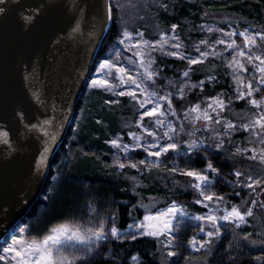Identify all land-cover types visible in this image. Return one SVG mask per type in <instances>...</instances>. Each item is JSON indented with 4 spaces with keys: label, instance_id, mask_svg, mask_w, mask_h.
Returning a JSON list of instances; mask_svg holds the SVG:
<instances>
[{
    "label": "rangeland",
    "instance_id": "rangeland-1",
    "mask_svg": "<svg viewBox=\"0 0 264 264\" xmlns=\"http://www.w3.org/2000/svg\"><path fill=\"white\" fill-rule=\"evenodd\" d=\"M183 1L197 3L199 0ZM117 4L121 12L120 18L128 21L125 26L119 28L120 35L109 42L104 56L95 65L86 86L87 90L83 94V105L71 127L68 149L59 160L60 166L55 167L56 174L52 180L57 182L64 176L78 154L96 157L102 160L104 171H115L128 181L126 188L138 200L140 213H132L131 223L126 230H120L113 219L94 209L87 213L85 219L69 221L78 224L82 230L87 227L96 228L103 223L107 233L106 239L102 240L98 247H94L90 255L76 261V264L102 253L114 240L137 237H150L157 241L161 264H219L223 250L217 248L222 243L223 248L227 247L228 251L233 244L250 248L258 264H264V183H253L257 180L264 181L263 175L241 173L240 176L236 175L237 179L228 181L235 190L248 188L256 193L252 205L247 201L235 204L216 191V175L212 168L197 170L192 164L194 157L208 156L219 148L225 153H236L257 161L264 171V159H261L264 157V124L261 121L264 117V85L260 84L264 73L257 70L264 65V40L257 36V44L249 46L244 35L264 33V17L261 18L262 23H257L232 12H207L196 27V34L190 36L188 41L179 26H166L158 20L154 14L157 11L153 7L161 8L160 1L118 0ZM125 31L133 35L125 39ZM233 32L235 35H229ZM137 40H146L149 43L137 45ZM232 41H235V44ZM241 49L248 55H241ZM137 52L144 53L143 61ZM172 52L179 55H172ZM105 59L128 68L131 75L139 77L135 97L129 94L134 86L120 83L116 75L117 69H112V76H105L104 72L98 71L99 65ZM167 59L183 61L188 66L207 64L213 71L219 68L230 79V90L223 84L221 88L216 87L217 83H222L216 75L197 80L192 77L188 68L176 67L173 72H169L167 67L170 64L161 61ZM193 59H198L199 62L193 64ZM241 63L244 67H240ZM146 69L155 73L152 79L148 78ZM184 73H187V76ZM97 77L111 79L118 86L110 88L94 85L92 81ZM124 78L129 77L124 74ZM249 83L251 89L248 87ZM145 91L148 96L144 95ZM249 92L251 95L246 94ZM165 95L170 97L171 104L167 100L158 99ZM214 97L219 98L224 106L220 107L212 99ZM252 99L260 103L252 104ZM148 100L161 105L164 115L143 116V112L153 106L147 103ZM240 102H244V107H239ZM197 106L200 111L195 110ZM115 111H120L121 115L124 111L125 113L119 117L121 126L113 132L108 127L109 119H118ZM205 112L207 116L212 117L211 120L205 118ZM157 119L162 122L160 126L156 124ZM94 120L96 124H104L107 128L106 133H103L105 139L101 146L91 143L92 138L97 135L93 134L92 138H89ZM145 128L149 131L145 132ZM153 131L155 136L151 135ZM86 137L89 139L86 140ZM113 140H117L119 146L113 145ZM168 143H174L177 147L160 156L151 154ZM91 166L90 162H87L85 167L90 169ZM188 170L204 172L208 181L197 188L196 185L200 181L186 174ZM248 177L252 179L249 180ZM177 190L192 191L193 203L199 210H192L175 199L168 201L169 192ZM207 194H213L211 201L204 199ZM173 202L179 210L173 214L169 235L168 231L162 230L166 217L156 214L164 213L173 206ZM233 207L251 215L246 214L242 221L224 220L223 217ZM209 214L216 216L217 220L213 222L195 219L197 216L207 217ZM148 215H152L153 219L145 220ZM141 224L145 227H139ZM113 225L119 229L118 237L110 234ZM148 225L152 227L149 228ZM25 227L27 226L20 224L10 232L0 246V256L4 255L2 249L10 246L12 239L21 234L20 230ZM248 227L249 231L246 229ZM151 232L160 234L152 235ZM208 232L215 234L209 236ZM23 234L31 237L28 231ZM186 238L189 240V254L181 257L184 261L175 260L182 253L180 245ZM65 251L69 255L72 254L71 249ZM0 264H10V261L0 260Z\"/></svg>",
    "mask_w": 264,
    "mask_h": 264
},
{
    "label": "water",
    "instance_id": "water-1",
    "mask_svg": "<svg viewBox=\"0 0 264 264\" xmlns=\"http://www.w3.org/2000/svg\"><path fill=\"white\" fill-rule=\"evenodd\" d=\"M109 5L0 0V246L40 199L111 29Z\"/></svg>",
    "mask_w": 264,
    "mask_h": 264
},
{
    "label": "trees",
    "instance_id": "trees-1",
    "mask_svg": "<svg viewBox=\"0 0 264 264\" xmlns=\"http://www.w3.org/2000/svg\"><path fill=\"white\" fill-rule=\"evenodd\" d=\"M117 1L111 0L112 26L102 41L94 68L97 61L107 51L109 42L115 36L120 35L119 28L125 26L124 24L128 21V19L123 21L120 18L121 12L118 10ZM156 1H160L162 4L159 9L156 6L153 7L157 11L154 14L157 15L158 20L163 24L165 23L164 25L166 26H179L181 33L188 41L190 36L196 34V27L201 21L202 16L207 12L216 10L232 12L244 19L256 21L257 23H262L261 18L264 17V0H199L197 3L185 2L183 0ZM161 61L170 64L167 67L169 72H173L176 67L188 68L189 73L197 80L216 75L222 81V83H217L216 87L221 88L223 84L228 91L230 90V79L219 68L213 71V68L207 64L188 66L187 63L174 59ZM86 90L85 88L84 93ZM82 100L83 95L75 117L83 105ZM238 105L242 108L245 104L244 102H240ZM115 112L118 119H109L110 127L108 129L116 132L121 126L119 117H122L125 111L122 115L120 111ZM106 131L107 128L104 124H96L94 120L89 138H92L93 134L97 136L92 138L91 143H94V146H101V143L105 139L103 133H106ZM70 133L71 129L52 162L51 171L45 182L40 199L21 224L28 227V234L30 236L42 235L52 225L65 221L85 219L87 213L94 209L113 219L120 230H126L131 223L132 213L137 212L138 215L140 213L138 200L126 188L128 181L122 178V174H117L115 171L111 172L112 170L104 171L102 160L93 156L89 157L78 154L71 162L64 176L59 178L57 182H53L52 179L56 174L55 167L60 166L59 160L67 151L66 149H68ZM245 137L247 136L245 135ZM89 138L86 137V140ZM87 162H90L92 165L90 169H86L85 167ZM208 163L213 165L212 169L216 175L214 185L219 194L227 197L232 203L242 204L247 201L248 204L251 203L252 205V202L256 198V193L248 188L235 190L228 181L237 179L236 172L246 175L260 173L264 177V171L260 163L246 159L236 153H225L219 148H216L208 156H197L192 159V164L197 170L207 169ZM155 183L159 184L158 182ZM173 199L189 206L192 210H199V207L193 203L192 191L182 192L177 190V192H169L168 201ZM246 229L249 231L250 228ZM188 241V238H186V240L181 242L180 252L182 253L175 260H181L182 256L186 257L189 254L187 248ZM232 246L231 250L228 251L227 247L223 248L224 243L219 245L220 248L218 247L217 250H223L219 264H258L250 248L235 246L234 244ZM158 249L157 241L150 237H137L121 241L114 240L104 248L102 253L78 264H161L158 257Z\"/></svg>",
    "mask_w": 264,
    "mask_h": 264
},
{
    "label": "snow or ice",
    "instance_id": "snow-or-ice-1",
    "mask_svg": "<svg viewBox=\"0 0 264 264\" xmlns=\"http://www.w3.org/2000/svg\"><path fill=\"white\" fill-rule=\"evenodd\" d=\"M109 9H111V5H109ZM0 11H3V9H0ZM175 27V26H174ZM133 34L131 32L125 31L124 32V38H130ZM139 35V34H137ZM229 35H235V33H230ZM245 35V41L248 43L249 46L257 44L256 37L259 36L261 40H264V33H253L251 35ZM137 45L143 43L147 45L148 41H141L137 40L135 41ZM159 43V42H158ZM164 43H167V41H164ZM233 44H235V41H232ZM163 46V45H161ZM176 47H180V45H176ZM138 56H140L141 60H144V53L143 52H137ZM172 55H179L177 52H172ZM241 55H248V53L244 52L241 49L240 52ZM206 55V54H205ZM256 59H261L260 57H256ZM198 59H193L192 63L196 64L198 63ZM251 62V61H250ZM135 63L134 61L132 62ZM240 67H244L243 64H240ZM112 69H117L116 75L119 78L120 83L125 85H133L129 91L130 95H133L135 97L136 94V88L139 87V77L131 75V72L128 68L123 67L122 65H118L114 63L112 60L105 59L100 65L98 71L104 72L105 76H112ZM259 72L264 73V65L259 67L257 69ZM247 71V69H245ZM147 76L149 79H152L155 75L152 71H148L146 69ZM124 74L128 75V79L124 78ZM185 76H187V73H184ZM92 83L94 85H103V86H109L111 87H117L118 85L113 82V80L105 78V77H97L95 78ZM260 84L264 85V77L260 79ZM249 89L252 88L251 83L248 84ZM123 94V93H122ZM247 95H251V92L246 93ZM145 96H148V92L145 91ZM154 95V94H153ZM160 100H167L169 104H171L170 97L165 95L163 97H158ZM217 104H219L220 107H223L224 104L222 101L219 100V98L214 97L212 98ZM147 103L153 104L152 107L148 108L146 111L143 112V116H157L164 115V112L162 111V106L159 105L155 101L148 100ZM252 104H258L259 101L252 99ZM211 107V105H209ZM196 111H200L199 106L196 107ZM205 118L208 120H211L212 117L207 116V113H204ZM262 124H264V117L261 118ZM161 121L157 119L156 124L157 126L161 125ZM143 127V125H141ZM229 127H232V125H229ZM247 127V125H245ZM145 132H148L149 129L145 128ZM6 135V133H5ZM133 135H135L133 133ZM151 135L155 136V131L151 132ZM170 139V137H169ZM113 145L119 146V142L117 140L111 141ZM220 145H217L219 147ZM177 145L174 143H168L166 145L160 146V150L151 153L154 156H160L162 153H167L169 149L176 148ZM239 151V150H238ZM261 159H264V157H261ZM135 166V165H133ZM208 168H213V165L211 163L207 164ZM173 171H176V169H173ZM186 174L196 177L200 183L196 185L197 188L201 187V184L206 183L208 181V176L205 175L204 172L196 171V170H188ZM237 176H240V172H236ZM249 180L252 179V177H248ZM254 184H261L264 183L262 180L253 181ZM248 187H251V185H248ZM202 195H204L203 192H201ZM205 200L211 201L213 199V194H207L204 196ZM203 203V201H200ZM179 209L175 205V202H173V206L168 208L164 213H157L156 216H164L166 217L164 224H163V231H168L169 235H171V220L174 218L173 214L178 211ZM248 214L251 215V213H243L238 208L233 207L230 212H228L227 215L223 217L224 220H234L239 219L243 220V217ZM145 220H151L153 219L152 215L145 216ZM195 219H203L208 221L215 222L217 220V217L209 214L207 217L203 216H197ZM139 227L143 228L145 227L143 224L139 225ZM149 228H151V225H148ZM218 227V224L216 225ZM203 230V229H202ZM28 231V228L25 227L20 230L21 234H18L12 239L11 245L2 249L4 255L0 256V260H9L10 264H76V261L83 259L84 257L91 254L94 247H98L99 243L106 239L107 233L105 232V228L103 226V223L100 224V226L93 228V227H87L85 229H81V227L78 224H72L67 221L52 225L44 234L42 235H36V236H27L23 233H26ZM110 234L112 236H119V229L115 227L114 225L110 229ZM152 235H159L160 232H151ZM214 232H208L209 236L214 235ZM134 238V237H133ZM171 243V241H169ZM80 246H83L82 248ZM193 246H195V238H193ZM65 249H71L72 254L69 255ZM175 253H172L174 255Z\"/></svg>",
    "mask_w": 264,
    "mask_h": 264
}]
</instances>
